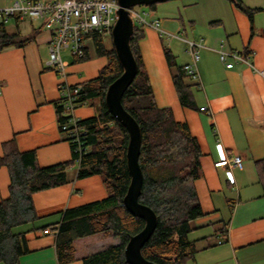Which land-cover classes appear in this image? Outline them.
<instances>
[{
    "label": "crops",
    "instance_id": "0c3cea01",
    "mask_svg": "<svg viewBox=\"0 0 264 264\" xmlns=\"http://www.w3.org/2000/svg\"><path fill=\"white\" fill-rule=\"evenodd\" d=\"M12 1L0 0V7ZM166 1L145 13L150 16H144L147 21L157 19L159 26L143 25L139 48L156 104L169 107L176 121L188 124L202 153L201 176L193 182L202 215L190 222L188 237L196 251L187 264H264V190L255 164L264 159V77L239 61L226 67L218 53H244L256 70L264 71V11L257 12L250 25L229 0ZM242 2L264 8V0ZM2 26L1 33L30 40L0 49V156L2 143L14 138L19 150H35L41 167L71 160L56 113L59 79L47 66L50 31L31 18L10 19ZM181 32L202 44L197 62L200 83L186 77L193 107L180 104L164 54L168 48L180 66L190 60L186 49L183 53L173 41ZM106 62L105 56L67 61L64 80L80 84L93 79ZM203 105L206 111L199 110ZM78 108L74 113L80 119L96 115H79ZM217 142L227 157L239 155L242 165L217 164ZM77 164L66 170V182L32 194L36 225L57 224L66 208L107 196L98 174L76 176ZM8 184L7 168L1 165L0 200L8 195ZM25 236L28 252L19 257V264H60L54 231L36 229ZM120 242L104 233L78 237L73 241L74 259L61 264H83L84 256Z\"/></svg>",
    "mask_w": 264,
    "mask_h": 264
},
{
    "label": "trees",
    "instance_id": "16d2710c",
    "mask_svg": "<svg viewBox=\"0 0 264 264\" xmlns=\"http://www.w3.org/2000/svg\"><path fill=\"white\" fill-rule=\"evenodd\" d=\"M233 8L243 12L250 25L254 15L264 8H250L242 0H229ZM156 3L149 4L154 8ZM2 24L0 32H2ZM143 25L133 22L129 44L136 60L135 77L124 90L123 107L138 122L141 131L139 165L142 184L138 201L149 206L156 215V225L148 239L141 245L144 258L156 264H187L196 251L190 240V222L202 215L194 188V180L201 176L202 155L198 140L190 132L186 122L176 121L169 107L156 104L149 77L146 73L139 40L143 37ZM95 56H105L106 64L98 76L80 84L79 102L98 101L97 114L81 119L84 134L83 145L89 150L79 157L76 176L98 174L106 188L103 199L66 208L57 224L36 225L38 216L32 203L34 192L67 181L66 170L75 166L78 158L72 151L69 161L41 167L34 149L19 150L14 138L2 143L0 166L8 171V195L0 200V263L19 264V257L28 252L26 233L36 229L56 230V256L58 263L74 259V239L94 233L112 234L120 238L119 244H110L82 258L83 264H129L124 256L128 238L142 229L144 219L133 215L123 204V196L130 182L126 163L128 133L111 114L104 103V94L110 82L122 72L112 43L105 44L103 35L91 33L88 37ZM30 38L0 34V49L20 46ZM111 40V38H110ZM172 81L183 107H193L191 84L168 48H164ZM87 45L85 56L90 58ZM61 106L56 104V113ZM258 176L264 190V159L256 161ZM224 232V231H223Z\"/></svg>",
    "mask_w": 264,
    "mask_h": 264
},
{
    "label": "built area",
    "instance_id": "2783aa9c",
    "mask_svg": "<svg viewBox=\"0 0 264 264\" xmlns=\"http://www.w3.org/2000/svg\"><path fill=\"white\" fill-rule=\"evenodd\" d=\"M119 7L117 0H13L10 4L0 7V25L10 19L31 18L39 19L42 26L51 33L48 44L47 66L58 76L59 105L61 111L58 114V125L65 139L72 145V151L79 157L89 150V146L83 145L81 140L84 129L81 119L75 115V109L86 101L79 102L77 94L80 86L70 84L64 80L66 77L67 61L63 60L61 52L67 49L73 60H80L85 56L88 37L91 33L102 35L110 34L116 21V10ZM133 22L158 29V20L147 21L134 7L129 9ZM1 34V32H0ZM187 44V52L190 60L181 69L191 80L200 83L197 62L199 59L198 48L201 42L184 39ZM220 60L226 67L233 66V61H239L252 67L264 77V71L256 70L244 53L235 50H218ZM228 59H231L228 60ZM200 111H206L203 105ZM219 154L217 164H226L228 167L242 165L239 155L227 157L220 142L216 143ZM48 232V229L44 230ZM56 230H54V233Z\"/></svg>",
    "mask_w": 264,
    "mask_h": 264
},
{
    "label": "water",
    "instance_id": "95a60500",
    "mask_svg": "<svg viewBox=\"0 0 264 264\" xmlns=\"http://www.w3.org/2000/svg\"><path fill=\"white\" fill-rule=\"evenodd\" d=\"M166 0H117V18L111 29L110 38L117 58L122 66V72L106 88L104 103L111 114L126 128L128 142L126 147V163L130 174L123 204L133 215L144 219L141 230L131 235L124 247V256L129 264H156L147 260L141 254L140 248L148 239L156 225L155 212L147 205L138 201L142 184V170L139 165V150L141 131L136 119L127 112L121 102L124 90L135 77L137 64L130 48L129 40L133 30V19L129 9L136 5H149Z\"/></svg>",
    "mask_w": 264,
    "mask_h": 264
},
{
    "label": "rangeland",
    "instance_id": "374dc122",
    "mask_svg": "<svg viewBox=\"0 0 264 264\" xmlns=\"http://www.w3.org/2000/svg\"><path fill=\"white\" fill-rule=\"evenodd\" d=\"M169 1H173V0H168L166 2H169ZM162 3L161 2L160 3H156L155 5L162 4ZM134 8L139 13H141L142 16H145L146 19H148V20L150 19V16H147L145 14L147 12H150L149 6L140 4V5L134 6ZM188 11L191 12V10H188ZM155 16H158V13L155 12ZM175 36L176 37H175V39H173V41H176L178 43V45L180 46V49L182 50L183 53H185V49H186V52H187V44L184 42V39H186L185 35H183V33L181 32V33L176 34ZM103 39H104V42H105V44L107 46L111 43L110 34L103 35ZM167 40H168V38H165V41H167ZM193 41H196V40H193ZM196 42H200V41H196ZM87 45L90 48V53H91L90 57H95L94 50H93V47H92L93 46L92 43L91 42H87ZM187 54L189 55V53H187ZM61 55H62L63 60H67V61H70V62L73 61V57L69 54V51L67 49H63L62 52H61ZM97 108H98V101L97 100H91V101L87 102V104L80 105L76 112L79 115L80 114L82 115V114H85V113L97 114ZM109 235H112V234H109Z\"/></svg>",
    "mask_w": 264,
    "mask_h": 264
}]
</instances>
